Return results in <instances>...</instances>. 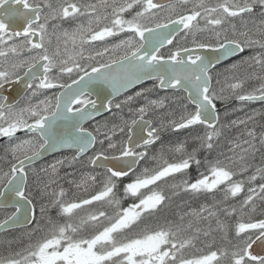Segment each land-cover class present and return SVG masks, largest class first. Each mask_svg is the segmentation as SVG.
<instances>
[{
  "label": "snow or ice",
  "instance_id": "obj_1",
  "mask_svg": "<svg viewBox=\"0 0 264 264\" xmlns=\"http://www.w3.org/2000/svg\"><path fill=\"white\" fill-rule=\"evenodd\" d=\"M19 84L22 106L0 95V207L14 209L0 229L35 227L0 264H264V131L249 127L264 113L225 125L218 106L264 102V0H0V90ZM60 148L73 154L35 166ZM77 164L92 171L68 183L94 191L68 199L60 170ZM169 179L171 196L222 197L153 223ZM214 231L227 246L197 249Z\"/></svg>",
  "mask_w": 264,
  "mask_h": 264
},
{
  "label": "rangeland",
  "instance_id": "obj_2",
  "mask_svg": "<svg viewBox=\"0 0 264 264\" xmlns=\"http://www.w3.org/2000/svg\"><path fill=\"white\" fill-rule=\"evenodd\" d=\"M65 27H67V25H65ZM64 79L67 80V77H64ZM151 84H152V82H149V83L145 84L143 87H148ZM134 91H136V90H134ZM134 91H131L128 94H132V92H134ZM45 94H49L50 95L51 93L49 92V93H45ZM156 95L157 94L154 93L153 94V98H155ZM158 95H160V96L173 95V93H165L163 91H160V92H158ZM174 95L179 96V95H182V93H175ZM120 99H123V96L118 98V99H116L114 101V103L117 102ZM115 111L116 110H114V112ZM225 113H227V115H225ZM254 113H264V106L255 107V108H252V109H249V108L247 109V108H245L244 106H241V105H237L236 107H233V108L225 107L224 110L222 111L221 123L227 125L228 122L231 121V120H234V119H237V118H245L248 115H252ZM123 115L125 117H127L129 115L128 111H127V108L124 109ZM94 124L95 123H93L92 125H94ZM87 126H89V125H87ZM262 126H264L263 121H262V116H259V115L256 116V119H255L254 123H251L249 125V127H255V130H256L258 135H259V133L261 131H263V127ZM243 131H244L243 126L238 127V128L237 127H226L225 130H224V135L221 137L218 145L214 148V150L212 151V153L210 154L209 157H215V158L218 157L220 159H223V156H221L220 154L221 153L229 154L228 153L229 140H232L233 138L238 136ZM186 135H187V133H184V132L179 134V136L166 134L165 135V140L166 141L167 140L176 141L178 139H184ZM189 143L191 144V141H189ZM257 147H259V144H257ZM262 151H264V149H262ZM72 154L73 153L68 152V153H63V154L51 157L48 160H46V162L42 163L41 165H44V164H46V163H48V162H50V161H52V160H54L56 158L63 157V156H71ZM204 155H206V154L202 153L200 158L203 159ZM255 162L257 164L260 163L259 153H257V157H256V161ZM40 166L37 165L36 167H40ZM143 166H144V164H143ZM73 171H74L73 168H67V167L62 168L60 170V176L62 177V179L59 181V183L68 192V196L66 198H68V199L87 198L88 195L91 194L94 191V188L91 186L90 182H89V186H88V191L86 192L83 188H77L75 186V184H69L68 181L69 180L79 181L81 173L89 172L88 168H83L79 164H77L75 166V174L74 175L65 176V173H73ZM200 171H204V168L201 167ZM190 172H191V175H193V176L196 175L195 166H193V168L190 170ZM179 178L180 177L177 176L176 179L179 180ZM175 182L176 181H173V180L169 179L166 182H161L160 186L162 188H164L165 193L167 195L171 196V193H172L173 189H171L170 185L172 183H175ZM259 182L260 181H257V183H259ZM53 187H55V185ZM219 195H220V198H221L222 197V193H219V194L217 193L215 196H212V195H200L198 197H193L191 195H187V194H184V193H180L178 196H171V199L168 200V201L171 202L173 200L172 204H173V208L175 207V210L173 209V211L170 212V208H169L168 211H167L168 213L166 215L164 213L162 214L161 220L163 222L165 218L176 219L178 213H183V212L187 211L190 207L191 208H198L201 204H210L212 201L215 202V201L219 200ZM243 196H244V193H241L239 197H237L235 200H229L228 203H237L240 199L243 198ZM36 199L38 201L39 197H36ZM129 202L130 201L125 200L124 201L125 206ZM179 202H182V203L185 202L186 203L185 207L182 208V207L178 206L177 203H179ZM256 204H257V208L258 209H260L261 207H264V203H262L259 200L256 201ZM96 206L99 207V205H96ZM37 207L39 208V203H37ZM180 209H183V210L180 211ZM86 210L87 209L82 210L80 214H83V211H86ZM8 213H9L8 211H1L0 212V220L4 219L5 216ZM55 215L56 214H51V216H55ZM224 218H225V216L221 215V219H224ZM46 219H47V215L42 218V222H41L42 226H44V222L46 221ZM34 227H35V225H34ZM34 227H32V228H34ZM32 228H30V229H32ZM28 233H29V231L28 232L15 233V234L9 233V235H4V234L0 235V258L5 257V256L9 255L10 253L15 252L17 250H19V251L22 250L29 242V237L27 235ZM229 233H231V232H229ZM217 235L213 234L212 236H210V238L207 237V238L201 239V241L199 242V247H198V245H196V248L197 249H203V250L206 251L207 249L204 248V245L206 243L211 242L213 239H215V244H216L217 247H223L227 243V241L224 239V234L220 233V232H217ZM33 239H35V237H33ZM227 240L230 241V238L227 237ZM232 243L233 244L236 243V240L232 241ZM188 251L189 252H193V249H190Z\"/></svg>",
  "mask_w": 264,
  "mask_h": 264
},
{
  "label": "flooded vegetation",
  "instance_id": "obj_3",
  "mask_svg": "<svg viewBox=\"0 0 264 264\" xmlns=\"http://www.w3.org/2000/svg\"><path fill=\"white\" fill-rule=\"evenodd\" d=\"M237 24H239V21H235ZM245 55H247V53H245ZM234 59H239V57H236ZM232 61H228V63H231ZM221 80H223V77H220ZM70 83V81H68ZM259 85V81H255V80H251L248 82V84L246 85V88L247 89H251L253 87H258ZM144 85L142 86H139V87H143ZM215 86V85H214ZM21 87L22 85H17L15 87L13 86H7V91H3V90H0V95H9L10 96V99L14 98L13 99V102L15 103L16 100L19 101V104L17 105L18 107L19 106H22L24 103H26L27 99H28V94L26 93V91L24 92L23 95H21L20 97L16 98V93L18 91L21 90ZM139 87L131 90V91H134V90H137L139 89ZM130 91V92H131ZM129 92V93H130ZM128 94V93H127ZM237 105H241V106H244L245 108H249V109H252V108H255V107H260V106H264V102H261V101H253V102H248V103H245V104H241L240 102H237L236 100L234 99H231V100H228L226 101L224 104L222 105H218L220 107V112H221V116H222V111L224 110L225 107H236ZM115 109H113L114 111ZM108 113H105L104 115H102L101 117L97 118L98 120H103L104 119V116H107ZM262 121H263V124H264V116H262ZM95 123V121H93L91 124ZM17 136L18 137H21L23 138L24 137V133L23 132H20V133H17ZM4 143L5 141L4 140H0V155H2V152H3V146H4ZM149 155H151V152L149 153ZM46 162V161H44ZM42 162V163H44ZM42 163H38L36 164L35 166H40ZM143 164V162L141 163V165ZM90 169V168H89ZM89 171V170H88ZM219 194V193H218ZM219 199L220 198V195H219ZM31 229H14V230H10V231H6L4 233H1L0 235L4 234V235H9V233H12V234H15V233H21V232H28L30 231ZM23 241V240H22ZM19 251V250H17Z\"/></svg>",
  "mask_w": 264,
  "mask_h": 264
},
{
  "label": "trees",
  "instance_id": "obj_4",
  "mask_svg": "<svg viewBox=\"0 0 264 264\" xmlns=\"http://www.w3.org/2000/svg\"><path fill=\"white\" fill-rule=\"evenodd\" d=\"M212 156V155H211ZM210 159H212V158H215V157H209ZM172 202H173V200L170 202V201H166L165 202V204H164V206H162L161 207V209L155 214V216L153 217V223H155L157 220H159L160 222H162V220H161V216H162V214L164 213L165 215L168 213L167 211H168V209L170 208V212H172L173 211V209L175 210V207L173 208V204H172ZM213 203V201L210 203V204H212ZM125 205V204H124ZM177 205L178 206H180V207H185V205H186V203L185 202H179V203H177ZM164 208V209H163ZM183 209H180V211H182ZM49 215H51V214H56V212H55V210L53 209V210H51L49 213H48ZM257 215H259V212L257 213ZM37 218H38V220H39V222L41 223L42 222V218L40 217V214H39V208L37 209ZM222 220H224L226 223H229V224H231L232 222H233V220H232V218H229V217H225L224 219H222ZM213 227H215V223L213 222ZM213 234H215V235H217V232L215 233V231L212 233V235ZM211 235V236H212ZM218 236V235H217ZM228 237L230 238V241L232 242V241H234L235 240V238H234V233H229L228 234ZM209 238H210V236H209ZM201 239H204V237H201ZM197 245H198V247H199V242H197ZM224 246H227V243L224 245ZM196 251V249H193V252H195Z\"/></svg>",
  "mask_w": 264,
  "mask_h": 264
},
{
  "label": "water",
  "instance_id": "obj_5",
  "mask_svg": "<svg viewBox=\"0 0 264 264\" xmlns=\"http://www.w3.org/2000/svg\"><path fill=\"white\" fill-rule=\"evenodd\" d=\"M163 2H165V3H167V0H163ZM147 82H149V81H145L144 83H147ZM143 83V84H144ZM20 85H22V84H20ZM17 86V85H16ZM139 86V85H138ZM138 86H136V87H138ZM135 88V87H134ZM134 88H130L128 91H130V90H132V89H134ZM24 92H25V89H24V86L22 85V87H21V90L20 91H18L17 93H16V98H18V97H20L21 95H23L24 94ZM121 95H123V94H121ZM120 97V96H119ZM93 98H95V96H93ZM118 98V97H117ZM98 118V117H97ZM86 125H87V123H86ZM63 151H69V149H67V148H60V149H57L56 150V152L55 153H50V154H48V155H46L43 159H41V160H39L38 162H40V161H42V160H44V159H46V158H48V157H50V156H52V155H55V154H58V153H61V152H63ZM37 162V163H38ZM0 208H4V207H0ZM10 208V207H9ZM9 208H7V209H9ZM31 224H23V225H19V226H14V227H10V228H8V229H0V233L1 232H3V231H7V230H11V229H16V228H21V227H26V226H30Z\"/></svg>",
  "mask_w": 264,
  "mask_h": 264
}]
</instances>
